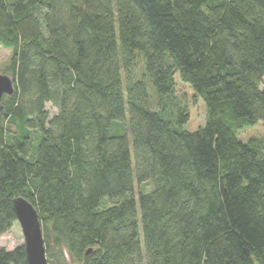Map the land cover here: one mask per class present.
Wrapping results in <instances>:
<instances>
[{"label": "trees", "instance_id": "trees-1", "mask_svg": "<svg viewBox=\"0 0 264 264\" xmlns=\"http://www.w3.org/2000/svg\"><path fill=\"white\" fill-rule=\"evenodd\" d=\"M0 47V235L20 197L48 264H264V0H0Z\"/></svg>", "mask_w": 264, "mask_h": 264}, {"label": "rangeland", "instance_id": "rangeland-1", "mask_svg": "<svg viewBox=\"0 0 264 264\" xmlns=\"http://www.w3.org/2000/svg\"><path fill=\"white\" fill-rule=\"evenodd\" d=\"M9 56L10 52L0 47V76H7L11 79L10 73L8 71L9 64ZM141 61L139 60V64ZM141 67H138L137 71L139 72ZM175 82V92L169 100L167 108L170 111L174 109V103H180L181 105H185L189 112L188 122L183 126V129L187 132L193 133L198 131L200 128H203L205 125V105L201 98L197 97L194 91L190 88L189 85L181 82L179 75L176 74L174 76ZM262 87H264V79L262 83ZM261 87V88H262ZM149 92H151V88L149 87ZM157 99L154 97L153 99V107L156 108ZM46 109L49 111L50 116L52 117L55 114V110L51 107V105L47 104ZM238 138L243 142L250 140L251 138H255L258 140H262L264 143V124L259 123L254 127L246 128L241 130L238 133ZM264 152V150H263ZM138 191L148 190L149 186H140L136 188ZM24 243L23 235L19 224L14 223L11 230L3 235H0V248H4L7 251L14 250L17 247L22 246Z\"/></svg>", "mask_w": 264, "mask_h": 264}, {"label": "water", "instance_id": "water-1", "mask_svg": "<svg viewBox=\"0 0 264 264\" xmlns=\"http://www.w3.org/2000/svg\"><path fill=\"white\" fill-rule=\"evenodd\" d=\"M13 91L12 80L7 76H0V101L3 95L11 96ZM13 210L22 231L27 264H48L36 210L29 202L20 197L14 199Z\"/></svg>", "mask_w": 264, "mask_h": 264}]
</instances>
